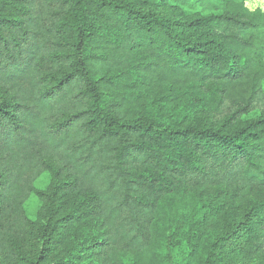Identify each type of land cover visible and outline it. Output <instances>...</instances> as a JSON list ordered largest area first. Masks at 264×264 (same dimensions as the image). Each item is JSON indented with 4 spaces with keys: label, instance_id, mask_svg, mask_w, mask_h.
Segmentation results:
<instances>
[{
    "label": "trees",
    "instance_id": "trees-1",
    "mask_svg": "<svg viewBox=\"0 0 264 264\" xmlns=\"http://www.w3.org/2000/svg\"><path fill=\"white\" fill-rule=\"evenodd\" d=\"M186 260L264 264V11L0 0V264Z\"/></svg>",
    "mask_w": 264,
    "mask_h": 264
},
{
    "label": "rangeland",
    "instance_id": "rangeland-1",
    "mask_svg": "<svg viewBox=\"0 0 264 264\" xmlns=\"http://www.w3.org/2000/svg\"><path fill=\"white\" fill-rule=\"evenodd\" d=\"M246 5L250 9H260L264 11V0H246ZM185 16V15H184ZM49 182V176L48 175H43L39 182L36 184V187L39 189H43L47 186ZM36 210V204H35V199H31L30 202L28 203V211L31 216H33L34 212ZM186 259V257H185ZM179 264H183L182 261L179 262ZM184 264H187V260Z\"/></svg>",
    "mask_w": 264,
    "mask_h": 264
}]
</instances>
